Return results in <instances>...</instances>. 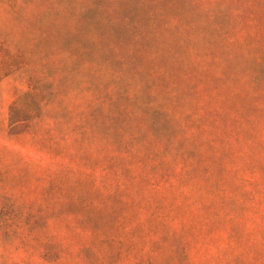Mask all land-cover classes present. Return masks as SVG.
<instances>
[{"label":"rangeland","instance_id":"rangeland-1","mask_svg":"<svg viewBox=\"0 0 264 264\" xmlns=\"http://www.w3.org/2000/svg\"><path fill=\"white\" fill-rule=\"evenodd\" d=\"M0 264H264V0H0Z\"/></svg>","mask_w":264,"mask_h":264}]
</instances>
